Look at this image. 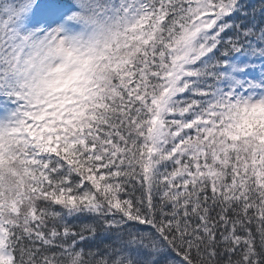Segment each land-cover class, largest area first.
I'll use <instances>...</instances> for the list:
<instances>
[{
    "label": "snow or ice",
    "instance_id": "6c2138e0",
    "mask_svg": "<svg viewBox=\"0 0 264 264\" xmlns=\"http://www.w3.org/2000/svg\"><path fill=\"white\" fill-rule=\"evenodd\" d=\"M0 264H264V0H0Z\"/></svg>",
    "mask_w": 264,
    "mask_h": 264
}]
</instances>
